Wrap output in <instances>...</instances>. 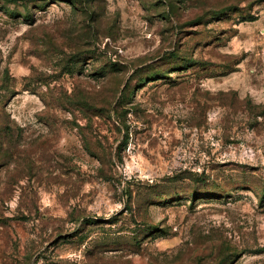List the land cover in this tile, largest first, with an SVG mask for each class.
Returning a JSON list of instances; mask_svg holds the SVG:
<instances>
[{
  "label": "rangeland",
  "instance_id": "rangeland-1",
  "mask_svg": "<svg viewBox=\"0 0 264 264\" xmlns=\"http://www.w3.org/2000/svg\"><path fill=\"white\" fill-rule=\"evenodd\" d=\"M70 1L0 0V264H264V0Z\"/></svg>",
  "mask_w": 264,
  "mask_h": 264
},
{
  "label": "trees",
  "instance_id": "trees-1",
  "mask_svg": "<svg viewBox=\"0 0 264 264\" xmlns=\"http://www.w3.org/2000/svg\"><path fill=\"white\" fill-rule=\"evenodd\" d=\"M42 1L46 2V0H42ZM68 1H70V0H68ZM70 2H72V1H70ZM263 192H264V190H263ZM158 195H160V193H158ZM160 196H162V195H160ZM262 196H264V194Z\"/></svg>",
  "mask_w": 264,
  "mask_h": 264
}]
</instances>
